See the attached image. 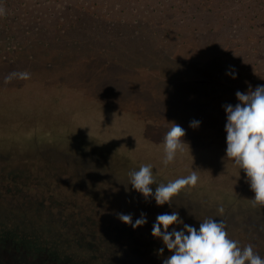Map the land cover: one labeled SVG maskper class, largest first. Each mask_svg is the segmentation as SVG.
Returning a JSON list of instances; mask_svg holds the SVG:
<instances>
[{"label":"rangeland","instance_id":"1","mask_svg":"<svg viewBox=\"0 0 264 264\" xmlns=\"http://www.w3.org/2000/svg\"><path fill=\"white\" fill-rule=\"evenodd\" d=\"M0 7V114L64 120L32 139L0 130V184L23 171L17 182L40 175L50 184L105 185L158 215L153 197L146 201L128 183L129 171L149 164L166 184L195 170L196 186L172 198L179 213L192 222L221 219L229 237L264 245V206L214 199L202 175L218 171L249 184L225 157L222 105L264 85V0H0ZM22 71L31 78L6 81ZM173 123L186 134L165 166Z\"/></svg>","mask_w":264,"mask_h":264},{"label":"trees","instance_id":"2","mask_svg":"<svg viewBox=\"0 0 264 264\" xmlns=\"http://www.w3.org/2000/svg\"><path fill=\"white\" fill-rule=\"evenodd\" d=\"M22 176L17 171L0 184V264H162L171 255L151 235L157 215L149 204L117 199L105 185L50 184L40 175L17 182ZM141 212L147 223L135 229L117 218L132 214L135 222ZM182 220L197 228L200 222ZM230 238L250 244L246 235ZM253 246L264 256V245Z\"/></svg>","mask_w":264,"mask_h":264},{"label":"clouds","instance_id":"3","mask_svg":"<svg viewBox=\"0 0 264 264\" xmlns=\"http://www.w3.org/2000/svg\"><path fill=\"white\" fill-rule=\"evenodd\" d=\"M6 15V9L0 7V16ZM233 79L236 72L226 73ZM13 78L27 80L31 73L27 71L13 72L6 77V81ZM238 101L222 105L226 113V150L225 157L233 160L243 169L250 188L254 193V205L264 206V85H257L246 92L236 91ZM200 121H190V127H198ZM185 129L173 123L164 135V157L162 163L167 166L174 162L178 151H182ZM132 188L143 195L145 200L151 196L156 205L169 204L172 198L186 186H196L199 176L193 170L189 175L165 183H157L153 176L152 166L144 164L138 170L128 173ZM156 184L155 191L150 185ZM222 211V209H221ZM117 218L130 225L133 229L147 223L146 213L133 222L132 214L117 213ZM198 228L185 224L176 211L158 214L152 225L151 235L162 241L171 253L162 260V264H264V256L254 250L252 244L241 245L239 241L231 239L223 220L205 217L199 220ZM172 225H183L180 230ZM164 248L158 249L163 254Z\"/></svg>","mask_w":264,"mask_h":264},{"label":"water","instance_id":"4","mask_svg":"<svg viewBox=\"0 0 264 264\" xmlns=\"http://www.w3.org/2000/svg\"><path fill=\"white\" fill-rule=\"evenodd\" d=\"M62 121L64 120H60L58 118L55 120H47L46 118H38L36 116L31 118L17 117L13 118L12 121H9L8 116L0 114V130L16 134L27 139H32L35 135L42 133L52 134V132L58 130V128L64 127ZM78 130L79 129H75L74 131L77 133L78 137H83L82 131ZM202 175L203 178L207 177V185L204 190L212 198L217 200L220 199L227 204H230L237 198L245 202H253L252 198L254 197V193L250 188V184H237V179H240V176H232L230 179H225L222 175H219L218 171L211 170H206V173H203ZM156 186V184L151 185L153 192L155 191ZM177 205H179V203L172 201L171 206L166 203L158 207H152L151 211L153 213L170 214L173 211L179 213ZM179 216L180 218L191 222L197 220V218L190 217L186 213H179ZM251 240L255 241L258 240V238L253 236Z\"/></svg>","mask_w":264,"mask_h":264}]
</instances>
